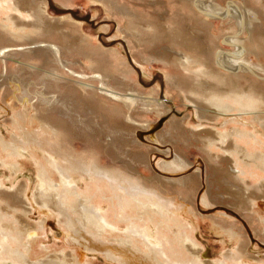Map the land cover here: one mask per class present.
<instances>
[{"label": "bare ground", "instance_id": "1", "mask_svg": "<svg viewBox=\"0 0 264 264\" xmlns=\"http://www.w3.org/2000/svg\"><path fill=\"white\" fill-rule=\"evenodd\" d=\"M87 1L93 7L103 6L108 16L117 20L118 33L144 70L152 73L154 63L162 66L168 99L175 98L180 108L192 106V111L183 117L169 120L172 130L169 135L173 136L172 132L186 134L190 143L198 145L205 154L212 171L231 188L235 187L234 191L226 193L213 192L211 182H208L201 195L204 206L227 204L250 211L253 216L255 213L260 215V201L264 199V67H252L242 55H237L240 51L228 55L219 51V58L212 59L197 41L182 35V30L180 32L173 23L174 14L168 7L159 13L155 9L153 13L157 19L154 20L134 7V2L155 6L166 4L168 0ZM250 1L263 21V28H260L263 33L253 46L261 57L264 56V0ZM180 2L191 3L201 19L211 21L226 17L222 10L208 9L203 0ZM239 3H229L234 9L229 8L228 15L235 18L236 31L244 34L252 28L247 26L245 6ZM192 30L197 34L199 28L193 26ZM32 35L43 38L34 41ZM234 43L244 52L245 47L238 39ZM153 45L155 47L146 54L144 49ZM73 47L78 49L74 53H82L85 60L64 61V50H73ZM32 56L43 58L44 65L51 66L49 69L44 67V95L41 98L46 104L44 107L37 105L32 114L28 102L37 92L30 79L18 83L14 77H6L10 81L0 84L5 87L4 94L11 96L13 93L7 83L18 84L23 91L20 96L24 108L17 110L15 119V125L22 130L20 137L13 135L12 144L3 143L5 148L10 147L11 154L19 156L23 149L34 143L42 144L44 140L49 153L39 164L40 180L35 192L29 196L26 188L21 187V192H7L0 182L1 261L92 264L88 251L102 253L112 264H249L244 261L245 256L261 260L248 253L249 242L243 229L226 219L217 223L238 239L237 246L225 252L223 258L209 260L202 257L193 226L187 219L188 215H200L196 207L200 173L192 172L180 179L142 176L136 170L121 166L106 167L97 160L92 149L83 155L72 148L70 127L80 122V129L86 131L83 114L76 110L78 104L87 113L101 109L116 116L125 117L129 113L127 119L132 121L133 135L140 128L147 131L153 126L147 120L134 121L129 110L140 103L147 107L157 103L158 98L151 95L159 92V85L149 92L127 86L128 76H134L135 71L129 66L122 47H103L86 34L82 20L69 14L51 15L47 0H0V58L5 64L8 58L14 59L19 67L15 75L19 76L20 70L29 66L27 61ZM71 65L84 69L79 71ZM236 66H243V70H228ZM113 82L117 85L115 89L111 86ZM192 115L200 122L194 123ZM35 118L43 121L44 139L28 132L26 124ZM125 124L123 121L117 126L125 128ZM156 136L160 137L154 133L148 138L156 139ZM174 156L171 162H164L163 168L172 172L188 168L189 160L177 153ZM14 162L10 164L16 167L18 164ZM54 170L59 173V178L54 176ZM77 177L84 179V188L78 184ZM23 197L29 202H24ZM22 201L25 206L20 205ZM103 202L108 204L107 208L102 206ZM35 206L42 213L39 220H32L28 214ZM50 212L56 213L66 230V245L61 248L43 245L37 250ZM259 234L264 237V226Z\"/></svg>", "mask_w": 264, "mask_h": 264}, {"label": "rangeland", "instance_id": "2", "mask_svg": "<svg viewBox=\"0 0 264 264\" xmlns=\"http://www.w3.org/2000/svg\"><path fill=\"white\" fill-rule=\"evenodd\" d=\"M126 1L128 3L133 2L131 0ZM230 1L203 0V2L207 4L206 6L208 9H219L226 14L225 18L224 16L222 18L216 17L212 18L213 20L211 21L201 19V17L197 15L199 13L191 7V3H183L180 2V0H168L165 2L166 4H157L155 6L142 3L137 4L134 2V7L141 14L147 15L152 20L157 19L156 15L153 13L155 9L159 13L164 8L168 7L172 11V14H174L172 21L177 24V28L180 32L182 30V35L191 38L193 41H197V43L202 46L204 53L209 55L212 59L216 56L219 58L220 52H224L225 55L231 52H241V47L238 48L239 46L234 43V41L238 39V42L245 48L244 52H239L240 54L238 53L237 55H242L244 61L252 67L263 68L264 56H258V51H254L253 49L254 44L258 41L257 38L263 33V29H260L263 28L261 14H259L256 6L250 0H237V3L240 2L239 5L245 6L243 7L245 9V19L248 23L247 26L252 28L251 31L247 29L246 33L241 34V31H236L237 25L235 18L228 15L230 14L228 9H234V6L229 3L237 4L236 0ZM47 2L51 15L58 16L69 14L76 20H82L86 34L92 36L95 41L103 47H122L129 66L131 65V68L135 71L134 76L129 75L127 78V86L129 88L135 86L138 88L140 87L145 92H149L155 86L159 85L160 93L157 92L151 95L158 98L157 103H154L150 107L140 103L131 107V110H129L130 114L132 113L131 116L134 121L147 120L153 123V126L150 127L149 130L144 131L143 128H140L136 131L135 135H133L134 133L132 134V121L130 122L127 119L129 113H127L125 117L116 116L114 113L112 115L104 109L93 110L94 112L87 113L84 111L85 109L78 104L76 110L79 109V112L83 114L82 121L85 123L84 126H86V131L80 129V122H78V125L72 123L73 125L70 127L72 148H74L77 153L83 155L87 154L86 151L92 149L96 154L97 160L103 165H106V167L121 166L131 171L136 170L142 176L158 175L163 178L173 177L180 179L192 172L200 173L201 184L196 197V207L198 206V212H196L200 215H188L187 219L193 226L194 237L202 257L209 260L223 258L225 252L234 250L237 246L238 239L232 237L228 231H225V229L217 223L219 220L226 219L233 225L243 229L246 234L245 237L249 242V246L247 247L248 253L261 259L254 260L245 256L244 261L249 264H264V237L259 234L264 226V199L260 201V215L259 213H255L254 216L251 215L250 211H241L235 206H229L227 204L204 206L201 202V195L206 190L208 182H211L213 192L224 191L226 193L229 192V190L234 191L235 187L231 188L226 181L220 178V175L212 171L206 161L205 154L201 152L198 145L190 143L186 134L178 135L172 132L173 136L169 135L172 131L169 120L174 117H183L192 111V106L180 108L178 106L179 102L175 98L172 100L168 99V88L162 66L158 63H154L153 68H151L152 73L142 68L141 64L131 54L127 42H125L126 40L118 33L117 20L108 16L103 6L93 7L87 0H47ZM246 16H248V19ZM193 26L199 28L197 34L192 30ZM232 33H237V35H231ZM262 37L264 38V35H262ZM32 38L36 41L43 37L32 35ZM233 38L235 39L234 41H232ZM251 39H253L254 42ZM157 45H159L160 49L162 48L160 42H158ZM153 47L155 46L153 45L145 48L144 52L149 54ZM77 50L78 49L75 50L74 47L73 50L72 48H68L67 51L64 50V61L67 63V60H85L82 53H74L77 52ZM16 58H18V56ZM32 58L27 61L29 66L30 64L32 66H27V68L20 70L22 74L19 76L15 75V72H17V70L19 71V67L14 59L8 58L9 60L7 59V64H5L3 59L0 58V84L10 81L7 80L6 77H14L15 81L18 83L23 82L25 78H29L31 86L36 89L35 92L38 93L33 94L28 102L31 107V113L34 114L37 110V105L44 107L46 104L43 98H41L44 95V67L49 69L48 67L51 66L44 65L43 58L40 59V57L35 56H32ZM138 60L140 62L143 61L141 59ZM71 66L79 71L84 69L76 65ZM243 66H236L237 69L233 67L228 70L232 72H241ZM30 69L33 70L30 71ZM6 85L10 86V91L13 93H11V96H6L4 94L5 89H3L5 87L0 85V182L2 183L3 189L7 192H19V188L21 187L26 188L25 192L29 196L36 190V186L40 180L39 164L44 161V157L49 153V150L44 147V140L42 143L43 145L41 143H34L30 147L23 149L19 156L11 154V151H9L10 147L5 148L3 142L12 144L14 140L13 135H18V137H20L19 133H21L22 130L15 125V119L17 117V110L19 108H24L23 100L20 96L23 91L17 87L18 84L16 85L14 83L11 85V83H7ZM111 86L114 89L117 87L114 82ZM56 93V95L60 96L58 91H56ZM3 95H5V97ZM42 111H44V109H42ZM55 116L59 117L57 113H55ZM191 120L194 121V123L200 122L195 115H192ZM123 121L126 123L125 128L117 126ZM26 127L28 132L30 131L33 135H38L44 139V124L42 119L35 118L32 122H28ZM121 133L123 135H121ZM154 133L158 134L160 137L157 138L156 136V139H149L148 136ZM141 143L143 145H140ZM176 153L182 158H186V160L190 161L188 168L178 172H172L163 168V166H165L163 165L164 162H171ZM13 162H17L18 165L16 167L12 166L10 163ZM54 173V176L59 178L60 175L57 170H54ZM76 180L82 188L85 187L84 179H79V177H77ZM231 196H228V199H230ZM23 200L24 202L25 200L29 202L26 197H23ZM230 200L233 201V199ZM24 202L22 201L20 205L25 206ZM103 205L104 208L108 207L106 202H103L102 206ZM50 213L48 219L45 221V227L39 236V243L36 245L37 250H39V246L43 245L51 248H61L66 245V230L64 226L59 223L56 213ZM28 214L31 216L32 220H39L40 216H42L38 206H35ZM196 215L197 217L195 218ZM213 217L215 218L213 219ZM93 252L88 251L87 253L92 264H112L102 253L98 251ZM0 264H13V262L11 260H0Z\"/></svg>", "mask_w": 264, "mask_h": 264}]
</instances>
